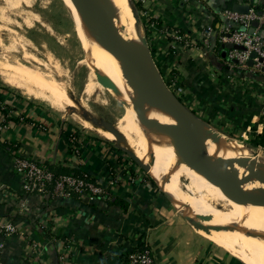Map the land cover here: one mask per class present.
<instances>
[{"label":"crops","instance_id":"1","mask_svg":"<svg viewBox=\"0 0 264 264\" xmlns=\"http://www.w3.org/2000/svg\"><path fill=\"white\" fill-rule=\"evenodd\" d=\"M135 1L152 58L181 102L233 136L262 134L264 74L236 73L216 47L225 11L240 4L264 15V0ZM18 156L88 174L104 194L91 201L27 194ZM159 187L108 141L0 85V264H102L104 244L118 256L147 245L155 264H241L196 233ZM8 225L16 233L7 234Z\"/></svg>","mask_w":264,"mask_h":264},{"label":"bare ground","instance_id":"2","mask_svg":"<svg viewBox=\"0 0 264 264\" xmlns=\"http://www.w3.org/2000/svg\"><path fill=\"white\" fill-rule=\"evenodd\" d=\"M67 1L71 5L79 29L84 34L89 32L88 40L92 46L89 48L88 57L92 73H89L85 85L86 92L98 94L103 86L108 85L119 91L124 98L125 114L115 124V132L94 128L82 121L84 127L120 145L151 173L149 175L156 183L159 184L160 180L165 182L170 195L159 188L172 205L174 203L175 207L176 204L185 207L187 210L184 211L185 215L196 232L220 247L245 256L249 254L251 260H248L247 264H264V203H236L207 178L196 157L195 142L186 134L174 115L136 82L117 55L90 28L76 2ZM95 1L106 13L110 30L116 31V35L126 42L130 50L138 53L140 59L147 63L144 36L139 30L140 27L136 25L131 0ZM78 4L87 8L89 0H78ZM14 48V46L11 49L7 48L6 52ZM30 72L21 67L19 70L12 69L9 65L0 63V75L6 84L21 90L31 98L48 103L59 112L66 111L68 108L65 101L66 90L58 86L53 77ZM203 132L205 155L227 161L224 171L230 187L240 188L250 195L264 188L262 151L247 148L242 150L233 139L219 134L212 128L203 127ZM175 143L185 146L189 153L182 152ZM182 154L189 165L182 168L186 174L197 173L201 176L200 179H194V184L211 199L209 213L197 208L187 198L185 192L175 182L172 175L174 173L168 169L172 168L169 166L172 162L175 165L180 164ZM233 161L237 163L235 168L230 164ZM190 183L192 184L191 181Z\"/></svg>","mask_w":264,"mask_h":264},{"label":"rangeland","instance_id":"3","mask_svg":"<svg viewBox=\"0 0 264 264\" xmlns=\"http://www.w3.org/2000/svg\"><path fill=\"white\" fill-rule=\"evenodd\" d=\"M131 2L134 8L136 25L138 28L140 27L139 30L147 39L143 20H141L140 12L136 8V1L131 0ZM88 37L89 32L84 34L79 29L74 12L67 0H0V63L2 65L7 64L12 69L19 70L21 67V69L31 71L30 73H40L44 76L53 77L55 83L66 90L65 101L68 108L64 112H59L50 107L48 103L31 98L22 93L21 90L9 86L1 75L0 85L17 92L31 102L38 103L51 110L58 119L64 120L80 131L108 141L113 147L122 150L133 166H139L143 172L150 176L151 173L120 145L103 138L94 130L85 128L82 123L83 121L94 128L115 132V124L125 114L124 98L119 91H115L111 86H103L98 94L86 92L85 85L89 73H92L88 62L89 48H92V46ZM13 46L15 47L14 50L6 52L7 48L11 49ZM116 86L119 88L118 85ZM202 121L205 123V127L212 128L248 144L245 146L242 142L233 140L241 146L242 150L247 148L248 150H259L264 153L263 148L253 149L250 147L253 139H242L233 136L222 128ZM172 163L169 164L172 168L168 167V169L174 173L172 175L175 182L197 208L209 213L211 199L194 184V179H200L201 176L197 173L193 175L186 174L185 169L182 168L189 165H187V159L183 154L180 157V164L175 165V163ZM175 169L177 170L175 171ZM159 182L160 187L170 193L167 184L161 180ZM172 201L174 202L173 199ZM176 207L178 213L191 226L184 212L187 211L185 207H179L177 204ZM198 234L210 241L202 234ZM210 242L241 264H247L249 263L248 260H251L249 254L245 256L220 247L212 241Z\"/></svg>","mask_w":264,"mask_h":264},{"label":"water","instance_id":"4","mask_svg":"<svg viewBox=\"0 0 264 264\" xmlns=\"http://www.w3.org/2000/svg\"><path fill=\"white\" fill-rule=\"evenodd\" d=\"M74 2L78 5V8L82 12L90 28L98 34L104 40L106 45L117 55L119 60L130 71L136 82L174 115L179 125L195 142L197 146L196 157L198 158L200 168L205 172L207 178L220 187L224 194L236 203H264V188L256 190L250 195L242 191L240 188L230 187L224 171L227 161L205 155L203 127L206 125L191 110H189L167 86L152 58L147 39L144 38L143 41L147 50V63H144L142 59H140L138 53H133L126 42L116 35V31L110 30L107 15L95 0H89L87 8L79 6L78 0H74ZM249 10L250 7L247 5L236 4L233 7L234 13L242 15L248 14ZM259 15L261 16L262 13H259ZM257 26L258 22L252 23V27L249 29L251 35L254 34V30ZM245 30V28H242V31ZM229 50H245V48L230 43L225 44L223 45V58L226 57L227 51ZM251 56L252 58H255L256 54L253 53ZM248 65H253L252 59L248 62ZM175 146L182 151L189 153V150H187L185 146L177 143H175ZM230 164L234 168L237 165L235 161L230 162Z\"/></svg>","mask_w":264,"mask_h":264},{"label":"built area","instance_id":"5","mask_svg":"<svg viewBox=\"0 0 264 264\" xmlns=\"http://www.w3.org/2000/svg\"><path fill=\"white\" fill-rule=\"evenodd\" d=\"M227 25L220 37V42L242 46L245 50H230L228 58L229 64L236 71L241 72H262L264 74V15L261 16L255 9L249 10L246 15L225 11L224 14ZM253 22H258L254 34L249 33ZM245 28V31H242ZM255 53L256 57L252 58ZM253 60V65L248 62ZM239 70V72H237ZM15 170L24 180L23 190L27 194H37L45 196L52 187L51 192L55 197H70L76 193L82 199L95 200L104 194L102 188L95 183L90 182L89 175L85 174L83 178L76 176L55 177L52 172L42 163L18 156L15 159ZM7 234L16 233L12 225L3 227ZM135 252L131 255V264H155L150 248Z\"/></svg>","mask_w":264,"mask_h":264},{"label":"trees","instance_id":"6","mask_svg":"<svg viewBox=\"0 0 264 264\" xmlns=\"http://www.w3.org/2000/svg\"><path fill=\"white\" fill-rule=\"evenodd\" d=\"M136 8L139 11V5L138 4H136ZM256 11L261 12L262 8L258 6L256 8ZM223 45L224 44L220 42L218 44V46L216 47L217 55L220 58L222 57ZM229 51H227L225 58L222 57L223 58L222 61L227 62V63L230 62V60L228 58ZM218 67H220L221 71H226L228 65H224V66L219 65ZM237 72H239V70H237ZM261 120H262V123L264 124V116H262ZM6 147H9V146L6 145ZM251 147H253V148H259L260 147V148L264 149V129H263L262 134L256 136L252 140V146ZM15 148H16V146L13 147V149H15ZM44 165L49 169L50 172H52L54 174L55 177L76 176V177L83 178V176L85 175V173H74L73 170L63 168V167H55L54 168L53 166H50V165H46V164H44ZM89 178H90V182L95 183L94 179L91 176H89ZM51 190H52V187H49V192L46 194V196L47 195L50 197L53 196V193L51 192ZM104 197H106V196H104ZM69 198H79L80 199L79 195L76 193L71 194ZM115 203L120 205L123 210L127 209V204L125 202L116 200ZM146 248L147 247L144 244H142V245L136 247L132 252L118 256L107 245L104 244V245H102V253L105 255V257L102 260V264H131V255L134 254L135 252L143 251Z\"/></svg>","mask_w":264,"mask_h":264}]
</instances>
